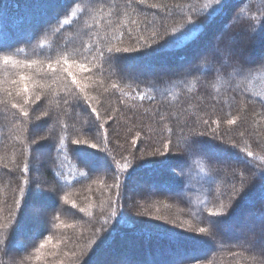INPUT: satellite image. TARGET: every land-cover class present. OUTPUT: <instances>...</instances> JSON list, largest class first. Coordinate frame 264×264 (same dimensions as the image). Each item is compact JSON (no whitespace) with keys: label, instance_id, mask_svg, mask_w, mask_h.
Masks as SVG:
<instances>
[{"label":"trees","instance_id":"16d2710c","mask_svg":"<svg viewBox=\"0 0 264 264\" xmlns=\"http://www.w3.org/2000/svg\"><path fill=\"white\" fill-rule=\"evenodd\" d=\"M214 7L215 0H0V44L11 49L0 52V148L10 135L0 151V241L6 242L0 243V264H42L43 259L23 258L32 256L49 237L54 250L44 258L45 264H95L99 254L116 258L120 253H127L137 264H264L261 237L248 242L251 229L257 227L259 236L264 230V180L260 176L264 172V67H260L264 64V34L260 35L264 0H230L212 19L209 13ZM188 18L200 26L198 32L159 54H146L151 49L143 45L152 43L153 33L164 44L173 30L181 35L186 31ZM247 28L250 32L240 43L247 41L255 54L249 60L242 58L251 75L229 77L233 69L228 67L224 82L218 84L220 53L214 57L210 50L218 46L235 50L229 40L231 32ZM221 35L223 40H218ZM85 46L102 49L118 57L119 63L113 65L111 74L102 73L98 59L70 56L86 64L91 71L85 72L97 82L80 92L71 79L63 77V62L56 65L55 60L58 52ZM108 47L140 51L109 54ZM49 53L55 71L48 68ZM5 55L12 57L8 64L3 62ZM235 61L232 56L228 63ZM22 75L27 80L18 83ZM37 94L40 101H35ZM75 96L80 97L79 106L64 103L65 98L71 101ZM12 103L24 107L29 117L21 116ZM88 104L97 108L100 119L89 115ZM45 111L48 116L42 115ZM233 118L236 124L229 125L227 120ZM181 139L203 141L209 156L192 150ZM76 140L80 143H73ZM92 143L98 147L91 148ZM158 150L163 154H156ZM220 150L235 159L212 156ZM248 151L252 157H246ZM98 157L107 167L106 174L95 169ZM90 158L92 162L85 164ZM165 159L169 165L161 170L155 162ZM25 164L28 173L22 171ZM192 164L191 173L200 172L199 178L186 172ZM117 174L122 184L119 190L112 187ZM25 180L30 182V197L21 194L22 188L27 193ZM145 180L171 186L178 193H150L142 185ZM101 181L107 186L102 199L96 189ZM139 183L138 189L143 188L138 201L127 198V190ZM37 186L51 189L55 200L52 193ZM86 187L90 194H76ZM37 191L42 197L35 196ZM242 192L246 193L243 197ZM42 198L49 204L38 213L34 205ZM144 200L147 203L142 205ZM52 205L57 212H51ZM145 211L186 223L191 220L193 226L209 232H216L209 223L210 211L223 212L220 220L237 224L234 228L222 224L215 241L205 242L150 224L149 216L142 214ZM32 224L37 229L27 230ZM78 224L80 233L72 238ZM115 231L138 239L143 248L135 253L125 243L115 242L110 248L107 241ZM193 233L201 238L208 235ZM174 234L180 237L179 244L164 239ZM18 243L23 247L12 246ZM187 243L191 248L183 251ZM206 243V249L200 246ZM175 248L181 251L176 253ZM189 251L193 255L180 256ZM11 256L20 259L17 263L6 260Z\"/></svg>","mask_w":264,"mask_h":264},{"label":"snow or ice","instance_id":"6c2138e0","mask_svg":"<svg viewBox=\"0 0 264 264\" xmlns=\"http://www.w3.org/2000/svg\"><path fill=\"white\" fill-rule=\"evenodd\" d=\"M230 2V0H215V4L217 5V7H214L212 9V12L209 13V16L214 19L216 15H219L221 14L225 8L228 7V3ZM206 8L209 7V6H205ZM59 20V18H58ZM64 23H67V21H64ZM261 26H262V29H264V20L261 21ZM185 27H186V31L181 35V34H178L176 32V30H173V33L171 34V38L169 40H167L164 44H160L159 41L156 39V35L157 33H153V38H152V43L149 44V43H144L143 45V48L145 50H148V49H151V51H146V54L147 55H153V54H159L162 50L166 49L169 45H174L176 43L179 42V39L183 38V39H187L188 38V34L190 33H196L199 31V28L200 26L199 25H196L194 24V22L192 21L191 18H188L187 21H186V24H185ZM227 27V26H226ZM261 34H264V31H262ZM218 40H223V35L221 36H218L217 37ZM153 45H156V47H153ZM11 49L8 47V46H5L3 44H0V52H5V51H10ZM113 51H115L116 53H119V52H130V51H140V49H130V48H115L113 49L112 47H108L107 48V53L111 54L113 53ZM220 49L217 48V47H214L213 49L210 50L212 56H217V54L219 53ZM57 55V59L55 60V64L56 65H59L61 63V61L63 62V64L66 66V69L67 67H70L72 65H75L77 67H79L81 70H88V71H91V69L87 68V65L84 64V63H79L77 59H72L70 60L69 57H82L84 60H88L89 57L92 58V60H99L101 63L100 65L98 66L99 69L101 70V72L103 73V71L107 70L109 71V73L111 74V69L113 67V65H116L119 63V58L118 57H115V56H112V55H106L105 54V51L102 50V49H96L94 47H88V46H85L84 49H73L71 52L69 51H63V52H58L56 53ZM237 53H236V50L234 49H230L229 50V55L228 56H224L221 60H220V67L217 69V73L219 75H217L216 77V80H217V83H223V75L225 74L226 72V69L228 67H231L233 69L232 72L230 73H227V75L229 77H232V78H246L247 76L251 75V68L247 67L245 62L242 60V59H237L235 62H233L232 64H229L228 63V59H229V56H236ZM239 55L242 57L243 56V53H239ZM51 58H52V54L49 53V64H48V68L55 71V68H54V65L53 63L51 62ZM10 61H12V57L9 56V55H5L3 57V62L5 64H8ZM30 66V64H29ZM96 65H94L95 67ZM105 66H107V68H105ZM260 67H264V64H261ZM200 69L199 68H196V72H199ZM68 75L71 76L72 78V83L75 84L77 86V88L79 89L80 92H84V88L80 85V83L76 80V77L73 73L71 72H68ZM207 75V74H205ZM20 80L21 81H26L27 80V77L25 76H21L20 77ZM15 83V81L13 82ZM101 83H103V81H101ZM113 87H115V85H113ZM217 91H219V88L217 87L216 88ZM23 92L25 94L28 93V88H27V85L25 84L24 88H23ZM21 93L20 92H17V96H19ZM9 95H11V93H9ZM154 98V97H153ZM84 102L87 103V96H85L84 98ZM140 99L143 100L144 99V95L141 94L140 95ZM213 99H215V97H213ZM41 100V95L37 94L35 96V101H40ZM80 97L79 96H75L73 97V99L70 101L69 99L65 98L64 99V103L65 104H70V103H75L76 106H79L80 104ZM29 103V99H25L24 100V104H28ZM11 107L13 109H19V113L21 116L23 117H29V112L24 108L22 107L20 104L18 103H12L11 104ZM88 107L91 108V112L89 113V115H95V118L98 120L100 119V114L97 110L96 107H92L90 104H88ZM43 116H48V112L45 111L42 113ZM37 119H40V117H37ZM237 120L236 118H233V119H229L227 120V123L229 125H234L236 124ZM205 123H207V121H205ZM215 123H217V125L219 124V121H216ZM101 127H103L101 125ZM169 131V134L171 135L172 133V129L169 128L168 129ZM197 135L199 136H202L203 133H198ZM33 143H35V141H33ZM73 143H76V144H79L80 141L79 140H76V141H73ZM169 143H171V141L169 140ZM90 147L91 148H97L98 145L96 143H92L90 144ZM165 149L168 148V143H166L164 145ZM189 147L198 152V153H206V149H205V146H204V143L203 141L199 140V139H193L189 145ZM233 147H235V145H233ZM156 154H163V153H159V150L157 151ZM253 156V153L251 151H248L246 153V157H252ZM244 162L247 163V159L244 158ZM88 161L85 160V164H87ZM149 163H153L151 161H149ZM157 163L159 166H160V169L161 170H164L165 168L168 167L169 165V161L167 159L165 160H161V161H157L155 162ZM22 171L24 173H28L29 172V167L27 164L24 165ZM260 176L262 178V180H264V172H261L260 173ZM132 176L131 174H129L128 176V179L131 180ZM116 183L112 186V187H115L117 190H119L121 187H122V184H121V181L119 179V174H117L116 176ZM25 185H28V189H27V193H25V189H21V194H22V197H30L32 195V189H31V186H30V182L28 180H25L24 181ZM43 195V193H40V192H36L35 193V196L37 198H40L41 196ZM117 195L119 196V191H117ZM241 197H243V195H246V193H240ZM65 199H67L65 197ZM19 203V201H18ZM115 211H113L112 215H115ZM224 216V213L223 212H212L210 211L209 212V223L216 229V232H209V230L205 227H201L198 229V232L199 233H207L208 235L201 238V237H193L192 239L193 240H200V239H203L205 242H208V241H215V238H216V235L218 234L219 232V229H220V224H221V220L219 219L220 217H223ZM212 217H215L217 219H211ZM262 221H264V218H262ZM49 240L51 239V237L48 238ZM164 239H166L168 241V243L170 244H179L181 242V239L179 236L177 235H173L171 237H165ZM261 240L264 241V230H262L261 232ZM0 243H6L5 241H0ZM44 247V244L41 243L40 244V248H43ZM123 264V262H122Z\"/></svg>","mask_w":264,"mask_h":264},{"label":"rangeland","instance_id":"374dc122","mask_svg":"<svg viewBox=\"0 0 264 264\" xmlns=\"http://www.w3.org/2000/svg\"><path fill=\"white\" fill-rule=\"evenodd\" d=\"M250 29L249 28H247V30H241V31H236V30H234L233 32H231V36H230V42L231 43H233L234 45H236V47H235V50H236V53H237V55L236 56H233V58H235L236 60L237 59H252V57L255 55L254 53H253V51L251 52V47L250 46H247V41H245V43L243 42V43H240L241 41H240V39L241 40H243L244 39V37H245V35H246V31H248V32H250L249 31ZM249 38L247 37V40H248ZM250 40V39H249ZM217 48H219L220 49V51H219V53H220V59H222L224 56H228L229 55V47L228 46H224V47H221V46H218ZM239 53H243V56L241 57L240 55H239ZM257 56V55H256ZM255 56V59L257 58ZM232 56H229V58H231ZM228 61H229V59H228ZM202 64V63H201ZM207 64H209V66H211V67H215V65H214V63L213 62H208ZM166 67V66H165ZM137 71H140V70H137ZM149 71V70H148ZM65 74H64V76L63 77H65V78H67V79H71V82H72V78H71V76H69L68 75V72H71V73H73L74 75H75V77H76V80L80 83V85L83 87V88H87V87H89L90 85H92L93 84V86H97V82L95 81V78H93L91 75H88V73H86L85 72V70H81L79 67H77V66H75V65H72V66H70V67H67V69H65L64 71H63ZM69 78H68V77ZM26 77V76H25ZM13 81V80H12ZM21 80H20V78L18 79V83L20 82ZM93 82V83H92ZM75 87H77L75 84H73ZM26 118V117H25ZM50 130V128H48V131ZM10 138V135L8 136V138H7V140L5 141V143L3 144V146L0 148V151H2L3 149H4V147H5V145H6V143H7V141H8V139ZM182 140H184V141H186L187 142V144L189 145L190 143L188 142V140H186V139H181L180 140V142L182 141ZM180 142H178V143H180ZM220 144H225V143H220ZM206 155H208L209 156V154L208 153H205ZM211 155V154H210ZM221 156V158L222 159H224V160H227L228 158H232V160H234L235 158L233 157V155L232 154H230V152H226V151H223V150H220L218 153H216V151H213V154H212V156ZM99 158V157H98ZM34 160V159H33ZM87 161H88V163H91L92 162V159L90 158V159H86ZM194 164V163H193ZM193 164H192V166L191 167H188L187 168V173H190V175H192V177H195V178H199V176L201 175V173L200 172H197V173H191V169H192V167H193ZM35 166V168L36 169H39V166L38 165H34ZM95 169H97V170H99V171H103L104 173L103 174H106L105 172L107 171V167L105 166V164H104V162H103V160L101 159V158H99L98 160H97V165H96V167H95ZM102 174V175H103ZM143 175V174H142ZM189 175V174H188ZM40 175L39 174H36L35 175V177L36 178H38ZM142 183V182H141ZM141 183H139V184H137L136 185V187H132V188H129V190H127V192L126 193H128V195H127V198H129L128 196H132L133 198H135L134 200H136L137 199V197H139V195H141V192H142V188H143V186L145 187V188H147V190H149V192L150 193H155V192H160V191H163L164 193H166V194H174V193H178V190H175V189H173L171 186H165V187H163V186H161L158 182H156L155 180H153V181H146L145 180V182H144V184H142L143 186H141L139 189H138V186H140L141 185ZM97 186H96V189L98 188V196H101V199H102V196H106V191H105V188H107V186H106V182H103V181H101V183L100 184H96ZM38 188H40L39 186H37ZM37 188V189H38ZM88 188L86 187V188H83L80 192H78V193H76V194H79V193H81L82 194V196H84L85 194H90V193H88V190H87ZM40 190L43 192H47V191H49L48 189L46 190L45 188H40ZM49 193H52V196L51 197H53V198H51V199H53V200H55V198H56V196H55V194L52 192V190L50 189V191H49ZM54 195V196H53ZM42 197V196H41ZM50 199V198H49ZM38 200V199H37ZM36 200V201H37ZM136 201H138V200H136ZM145 201V200H144ZM263 201V200H262ZM147 203V201H145L144 203H141L142 205H145ZM36 205H34L35 206V208L37 209V212L38 213H41V211H44V210H46L45 208H43L42 209V206L43 205H45V204H49V201H46L44 198H42V199H40V201L39 202H36L35 203ZM130 204L131 203H129V206H130ZM46 206V205H45ZM152 206V205H151ZM153 206H155V205H153ZM30 207H33L32 205H30ZM140 208V207H139ZM50 209H51V212H57L58 210L57 209H55V206L54 205H52V206H50ZM134 210H135V208H134ZM151 212H153V211H150V212H148V211H145V212H142V214L143 215H148L149 217H148V220H147V222H149L150 224H154V225H158V226H161V227H164V228H167V229H170V230H173L175 233H179V234H181L180 236H186V237H188V238H190V239H192L193 237H200L198 234H195V233H193L195 230H198L199 229V227L197 226V225H195V226H193L192 225V221L190 220L188 223H186V222H182V221H180L179 219H174V220H172L171 218H169V217H164V216H161V215H157L156 214V212H154V213H151ZM158 213V212H157ZM71 214H73V212H71ZM262 215H264V214H262ZM81 217V216H80ZM81 221H84V218L83 217H81V218H79ZM185 220V219H184ZM222 222H221V224H220V227L221 228H224L223 226H222V224H224V225H230V226H232L233 228L234 227H236V225L235 224H237V221H233V220H221ZM227 221H228V223H227ZM78 223V222H77ZM165 225L167 226V227H165ZM37 229V226H34L33 224L32 225H30V226H28V228H27V230H30V229ZM221 228H220V230L219 231H221ZM256 229H251V232L250 233H248V238L250 239L248 242H255V241H258V240H260V237L261 236H259L258 234H257V231H258V228L257 227H255ZM81 229V227H79V224H78V226H77V232H76V234H74V236L72 237V238H75V237H78V235H79V230ZM25 231H26V229H25ZM23 233V232H22ZM111 233V232H110ZM183 233H185V234H187V235H184ZM18 237V236H17ZM227 238H229V239H231L232 238V236H227ZM134 241L136 240V241H138L139 242V240L138 239H133ZM123 243V242H122ZM121 243V244H122ZM140 243V242H139ZM43 244H44V247L43 248H40L39 250H38V248L34 251V253H33V255L32 256H29V257H24L23 259H27V260H29V261H32V259H34V258H36V259H38L39 261L40 260H42L43 259V262H42V264H45V261H44V258L45 259H48L49 258V254L51 253V251L52 250H54V247L52 246V244H51V242L49 241V240H46L45 242H43ZM117 243L115 242V245H116ZM207 243L203 246V245H200L201 247H204V249H206L207 248ZM263 245H264V241H263ZM13 247H15L16 249H17V247H19V246H22L23 247V245H21L20 243H18V245H15V244H13L12 245ZM176 246H178V245H176ZM198 246H199V244L198 243H196L195 244V246L194 247H197L198 248ZM39 247V246H38ZM127 248V247H126ZM191 248V247H190ZM201 249V248H200ZM186 249H183V251H185ZM181 250L180 249H178V248H175V252L176 253H179ZM190 252V251H189ZM189 252H187V253H184V255H180V256H185V255H188V254H191V252L189 253ZM53 254H51V256H52ZM191 255H193V254H191ZM194 255H197L196 257H198V256H200V253L198 254V253H194ZM20 256L22 257L23 256V253H21L20 254ZM99 256H101V257H99ZM99 256L97 257V260H95L96 262H95V264H99V263H103V264H105L107 261H110L111 262V264L113 263V264H122V262H123V264H137V263H135L134 262V260L133 259H131L130 257H129V255L127 254V253H123V254H119V256L118 257H116V258H114V257H106V254H99ZM47 257V258H46ZM6 259V258H5ZM19 257L18 258H16L15 256H11L9 259H6V260H8V261H10V262H12V263H17L18 261H19ZM101 259V260H100ZM109 259H111V260H109ZM99 260V261H98ZM92 264H93V262H92Z\"/></svg>","mask_w":264,"mask_h":264},{"label":"bare ground","instance_id":"6f19581e","mask_svg":"<svg viewBox=\"0 0 264 264\" xmlns=\"http://www.w3.org/2000/svg\"><path fill=\"white\" fill-rule=\"evenodd\" d=\"M212 32V31H211ZM210 30L208 31V33H211ZM262 35V34H260ZM259 38V36H258ZM255 47V46H253ZM159 66V65H158ZM110 239L107 241V246L109 245L108 243L111 242V245H110V248L114 247V242L117 243V245L121 244L122 242L125 243L127 246H129L130 248H132L134 250L135 253L138 252V248L139 250L141 248H143V246H141L136 240L134 241L133 238H129V239H132L133 241H130L127 236H121L119 232L115 231L113 234H112V237H109ZM122 247V246H121ZM191 247V243H187V245H184L183 246V249H188Z\"/></svg>","mask_w":264,"mask_h":264}]
</instances>
